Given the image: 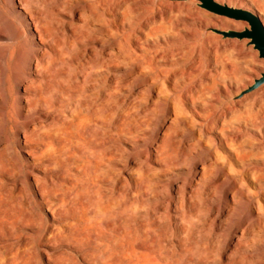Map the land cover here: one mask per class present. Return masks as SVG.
Instances as JSON below:
<instances>
[{"label": "rangeland", "instance_id": "1", "mask_svg": "<svg viewBox=\"0 0 264 264\" xmlns=\"http://www.w3.org/2000/svg\"><path fill=\"white\" fill-rule=\"evenodd\" d=\"M164 2L0 0V264H264V85L240 96L264 59L210 30L245 21ZM15 6L49 34L36 61Z\"/></svg>", "mask_w": 264, "mask_h": 264}, {"label": "bare ground", "instance_id": "2", "mask_svg": "<svg viewBox=\"0 0 264 264\" xmlns=\"http://www.w3.org/2000/svg\"><path fill=\"white\" fill-rule=\"evenodd\" d=\"M94 1H95V0H94ZM102 1H103V0H102ZM113 1H114V0H113ZM120 1H123V0H120ZM127 1H128V0H127ZM159 1H160V0H157V4H158ZM161 1H162V0H161ZM188 1H189V0H188ZM191 1H192V0H191ZM193 1H194V0H193ZM216 1H218V0H216ZM230 1H231V0H230ZM20 2H21V0H20ZM105 2H106V1H105ZM165 2H166V0H165ZM165 2H164V3H165ZM176 2H177V1H176ZM218 2L220 3V1H218ZM234 2H235V1H234ZM234 2H233V3H234ZM236 2H237V1H236ZM236 2H235V4H236ZM249 2H250V4H251V7H250L249 9H247V10H250L251 12H253L254 14H256V15L260 18V20H261V22H262V24H263V26H264V0H249ZM25 3H26V2H25ZM102 3H103V2H102ZM107 3H110V2L107 1ZM111 3H112V2H111ZM113 3H115V2H113ZM116 3H117V2H116ZM129 3H130V2H129ZM161 3L163 4V2H161ZM161 3H160V4H161ZM170 3H172V2H170ZM177 3H178V2H177ZM177 3H176L175 5H177ZM183 3H184V2H183ZM186 3H187V2H186ZM230 3H232V2H230ZM230 3H229V4H230ZM34 4H35V3H34ZM99 4H100V2H99ZM193 4H194V3H193ZM221 4H223V3L221 2ZM114 5H115V4H114ZM114 5H113V6H114ZM165 5H166V4H165ZM172 5H174V4H172ZM175 5H174L173 7H175ZM181 5H182V4H181ZM189 5H191V4H189ZM189 5H188V6H189ZM240 5H241V4H240ZM25 6H26V5H25ZM31 6H33V5H31ZM97 6H98V5H97ZM100 6H101V5H100ZM103 6H104V4H103ZM103 6H102V7H103ZM113 6L111 7L112 10L115 8V7L113 8ZM126 6H127V5H126ZM126 6H124V7H126ZM161 6H162V5H161ZM177 6H178V5H177ZM228 6H229V5H228ZM124 7H123V9H124ZM130 7H131V6H130ZM130 7L127 6L128 9H129ZM158 7H159V6H158ZM167 7H168V6H167ZM170 7H171V6H170ZM233 7H234V6H233ZM29 8H30V7H29ZM31 8H32V7H31ZM95 8H98V7H95ZM111 8H110V9H111ZM127 8H126V10H127ZM160 8H161V7H160ZM162 8H163V7H162ZM171 8H172V7H171ZM176 8H177V7H176ZM178 8H179V6H178ZM241 8H242V7H241ZM251 8H253L255 11H254L253 9H251ZM36 9H37V8H36ZM100 9H101V7H100ZM104 9H105V8H103V10H104ZM165 9H166V8H165ZM180 9L182 10V8H180ZM185 9H187V7H185ZM199 9H200V8H199ZM15 10H16V12H17V13L23 18V21H25V23L27 24V28H28L29 33H30V35H31V37H32V39H33V41H34V44H35L36 55L33 57V59H34V61H36V56H37V54L42 58V57L44 56V50H45V47H44V39H43L45 36L42 35V34H45V33H43V32L41 33V32L38 30V29H39V28H38V23L41 22V21H39V20H38V22L35 21L30 15H28V14L23 10V8H22L21 6H19V7L15 6ZM98 10H99V9H98ZM134 10H135V9H134ZM137 10H138V9H137ZM141 10H142V8H141ZM163 10H164V9H163ZM170 10H172V9H170ZM202 10H203V9H201L200 11L202 12ZM29 11H30V10H29ZM34 11H35V10H34ZM100 11H102V10H100ZM105 11L107 12V10H105ZM124 11H125V9H124ZM124 11H123V12H124ZM128 11H129V10H128ZM151 11H152V10H151ZM156 11H157V9H156ZM159 11H160V10H159ZM193 11H195V10H193ZM126 12H127V11H126ZM177 12H178V11H177ZM207 12H208V11H207ZM207 12H206V13H207ZM35 13H36V12H35ZM35 13H34V14H35ZM114 13H115V12H114ZM120 13H121V12H120ZM159 13H161V11H160ZM162 13H163V11H162ZM172 13H174V12H172ZM175 13H176V12H175ZM195 13H196V12H195ZM197 13H198V11H197ZM202 13H204V12H202ZM43 14H45V13L43 12ZM108 14H110L109 11H108ZM169 14H170V12H169ZM178 14H179V12H178ZM193 14H194V12H193ZM196 15H197V14H196ZM207 15H208V14H207ZM207 15H206V16H207ZM36 16H37V15H36ZM155 16H156V15H155ZM161 16H162V15H161ZM161 16H159V17H161ZM170 16H171V15H170ZM173 16L176 18V15H172V18H174ZM186 16H187V14H186ZM191 16H194V15H192V13H191ZM201 16H202V15H201ZM203 16H205V15H203ZM203 16H202V17H203ZM219 16H220V15H219ZM219 16H218V17H219ZM41 17H42V16H41ZM108 17H110V16H108ZM167 17H168V16H167ZM177 17H178V16H177ZM215 17H216V16H215ZM218 17H216V18H218ZM46 18H47V16H46ZM112 18H114V17H112ZM154 18H155V17H154ZM163 18H164V15H163ZM163 18H162V20H163ZM179 18H180V17H179ZM179 18H178V20H179ZM186 18H187V17H186ZM188 18L191 19L190 17H188ZM193 18H194V17H193ZM197 18H199V16H198ZM221 18H222V17H221ZM35 19H38V18H35ZM123 19H124V14H123ZM150 19L152 20L153 18L151 17ZM164 19H165V18H164ZM167 19H168V18H167ZM204 19H205V18H203V20H204ZM218 19H219V18H218ZM226 19H227V18H226ZM229 19H231V18H229ZM41 20H42V19H41ZM107 20H108V19H107ZM159 20H160V18H159ZM192 20H193V19H192ZM192 20H191V21H192ZM196 20H197V19H196ZM196 20H195V21H196ZM208 20H209V19H208ZM231 20H232V19H231ZM113 21H114V20H113ZM163 21H164V20H163ZM199 21H200V20H199ZM218 21H219V20H218ZM236 21H237V20H236ZM47 22H49V21H47ZM47 22H46V23H47ZM95 22H96V21H95ZM109 22H110V21H109ZM109 22H108V23H109ZM147 22H148V24H149V21H147ZM154 22H155V21H154ZM154 22H153V23H154ZM156 22H157V21H156ZM166 22H167V21H166ZM169 22L171 23L170 18H169ZM169 22H168V25H169ZM175 22H177V20H176ZM181 22H182V21H181ZM183 22H184V21H183ZM204 22H205V21H204ZM213 22H214V21H213ZM224 22H225V21H224ZM234 22H235V21H234ZM237 22H238V21H237ZM242 22H243V21H242ZM97 23H99V22H97ZM162 23L165 25L164 22H162ZM190 23H191V22H190ZM211 23H212V22H211ZM214 23H215V22H214ZM47 24H49V23H47ZM145 24H147V23L145 22ZM155 24H157V23H155ZM155 24H154V25H155ZM176 24H177V23H176ZM191 24H192V23H191ZM199 24H200V23H199ZM208 24H209V23H208ZM221 24H222V23H221ZM242 24L244 25V22L241 23V25H242ZM154 25H153V26H154ZM164 25H163V26H164ZM171 25H173V24H171ZM180 25H181V24H180ZM212 25H213V24H212ZM214 25H215V24H214ZM214 25H213V26H214ZM233 25H234V27H239V26H238V25H239V22H238V24H235V23H234ZM41 26H42V25H41ZM41 26H40V27H41ZM139 26H140V25H139ZM165 26H166V25H165ZM165 26H164V27H165ZM205 26L207 27V25H205ZM216 26H217V24L215 25V28H216ZM226 26H227V24H222L220 27H219V25H218L217 28L223 30V28H225ZM229 26H230V25H229ZM44 27H45V26H44ZM49 27H50V26H49ZM109 27H110V26H109ZM140 27H141V26H140ZM144 27H145V26H144ZM155 27H157V26H155ZM155 27H153V28H155ZM161 27H162V25H161ZM169 27H170V26H169ZM183 27H184V26H183ZM185 27H186V25H185ZM185 27H184V29H185L187 32L184 31V33H185V32L188 33L189 31H188L187 29L189 28V26H187V29H186ZM41 28H42V27H41ZM45 28H46V27H45ZM162 28H163V27H162ZM171 28H172V27H171ZM173 28H175L174 25H173ZM181 28H182V25H181ZM213 28H214V27H213ZM47 29H48V27H47ZM47 29H46V31H47ZM110 29H112V26H111ZM145 29H146V28H145ZM149 29H150V28H149ZM149 29H148V30H149ZM158 29H159V28H158ZM179 29H180V28H179ZM182 29H183V28H182ZM190 29H191V28H190ZM195 29L197 30V28H195ZM229 29H230V28H229ZM14 30H16V29H14ZM113 30H114V29H113ZM113 30H112V31H113ZM141 30H142V29H141ZM143 30H144V29H143ZM156 30H157V28H156ZM168 30H169V29H168ZM193 30H194V29H193ZM193 30H190V31L192 32ZM205 30H206V29H205ZM208 30H209V29H208ZM42 31H43V30H42ZM46 31H45V32H46ZM50 31H51V30H50ZM50 31H49V32H50ZM144 31H146V30H144ZM153 31H154V29H153V30H150L151 33H152ZM157 31H158V30H157ZM163 31H164V30H163ZM175 31H176V30H175ZM73 32H74V31H73ZM137 32H138V31H137ZM146 32H149V31H146ZM154 32H155V31H154ZM165 32H166V30H165ZM165 32H164V34H165ZM207 32H209V31H206L205 33H207ZM46 33H47V32H46ZM50 33H51V32H50ZM151 33H150V35H151ZM155 33H156V32H155ZM155 33H152V34L155 35ZM159 33H160V32H159ZM159 33H156V35L159 34ZM166 33H167V32H166ZM169 33H170V31H169ZM189 33H190V32H189ZM193 33H194V35H195V32H194V31H193ZM193 33H192V34H193ZM198 33H199V32H198ZM210 33H211V32H210ZM142 34H143V33H142ZM148 34H149V33H148ZM174 34H175V33H173V35H172V33H171L170 35H172L173 38H174V36H175ZM178 34H179V32H178ZM190 34H191V33H190ZM200 34H201V33H200ZM0 35H1V34H0ZM19 35H20V34H19ZM24 35H25V34H24ZM45 35L48 36L49 34H45ZM74 35H75V34H74ZM110 35H111V33L109 34V36H110ZM112 35H113V33H112ZM139 35H140V34H139ZM197 35L199 36V34H197ZM211 35H212V34H211ZM20 36H21V35H20ZM43 36H44V37H43ZM137 36H138V35H137ZM151 36H152V35H151ZM161 36H162V35H161ZM168 36H169V34H168ZM172 36H171V37H172ZM179 36L181 37V35H178L177 37H179ZM189 36H190V35H189ZM192 36H193V35H192ZM195 36H196V35H195ZM198 36H196V37H198ZM139 37H140V36H139ZM144 37L147 38V36H144ZM154 37H155V36H154ZM156 37H157V36H156ZM187 37H188V36H187ZM181 38H182V37H181ZM188 38H189V37H188ZM188 38H187V39H188ZM192 38H193V37H192ZM199 38H200V37H199ZM199 38H198V39H199ZM51 39H53V38H51ZM56 39H57V38H56ZM150 39H151V38H150ZM176 39H177V38H176ZM15 40H16V38H15ZM177 40H180V39H177ZM181 40H182V39H181ZM222 40H223V39H222ZM226 40H227V39H226ZM50 41H52V40H50ZM50 41H49V43H50ZM137 41H138V40H137ZM164 41H165V40H164ZM172 41H173V39H172ZM187 41H189V40H187ZM187 41H186V42H187ZM191 41H192V39H191ZM207 41H208V40H207ZM228 41H229V40H228ZM232 41H233V40H232ZM245 41H246V40H245ZM245 41H243V42L245 43ZM46 42H47V41H46ZM46 42H45V43H46ZM57 42H58V41H57ZM144 42H145V41H144ZM189 42H190V41H189ZM230 42H231V41H229V42H227V43L230 44ZM233 42H235V40H234ZM49 43H48V44H49ZM145 43H146V42H145ZM180 43H181V42H180ZM182 43H183V42H182ZM190 43H191V42H190ZM222 43H223V42H222ZM222 43H221V44H222ZM241 43H242V41H241ZM167 44H168V43H167ZM193 44H194V42H193ZM217 44H218V43H217ZM224 44H225V43H224ZM224 44H222V45H224ZM51 45H52V44H50V46H51ZM171 45L174 46V45H176V43H175L174 45H173V44H171ZM171 45H169V47H170ZM182 45H184V44H182ZM185 45H187V44H185ZM195 45H196V44H195ZM207 45H208V43H207ZM231 45H233V44H231ZM242 45H243V44H242ZM46 46H47V44H46ZM172 46H171V47H172ZM188 46H189V45H188ZM209 46H210V45H209ZM215 46H216V45H215ZM224 46H226V44H225ZM228 46H229V45H228ZM47 47H48V46H47ZM51 47H52V46H51ZM53 47H54V46H53ZM53 47H52V48H53ZM175 47H176V46H175ZM179 47H180V46H179ZM179 47H178V48H179ZM235 47H236V45L234 44V47H232V48L234 49ZM246 47H247V46H246ZM246 47H245V48H246ZM248 47H249V46H248ZM55 48H56V47H55ZM178 48H174V49L178 50ZM183 48H184V46H183ZM225 48H226V47H225ZM240 48H241V49H240ZM245 48H244V49H245ZM251 48H252V47H251ZM163 49H164V48H163ZM189 49H190V47H189ZM189 49L187 50V52L189 51ZM237 49H238V50L240 49V51L243 50V52H245L248 48H247L245 51H244V49H243V46H242V47H238ZM56 50H57V49H56ZM110 50H111V49H110ZM165 50H166V49H165ZM168 50L170 51V49H168ZM168 50H167L166 52H168ZM181 50H182V49H181ZM250 50H251V49H250ZM250 50H248V51H250ZM14 51H15V50H14ZM17 51H18V50H17ZM60 51H61V50H60ZM150 51H151V50H150ZM172 51H173V50H172ZM235 51H237V50H235ZM251 51H252V50H251ZM253 51H255V50H253ZM253 51H252V53H253ZM4 52H5V51H4ZM155 52H157V51H155ZM160 52H161V50H160ZM163 52H164V51H163ZM179 52H180V49H179ZM179 52H178V53H179ZM182 52H183V51H182ZM182 52H181V53H182ZM187 52H186V54H187ZM216 52H217V50H216ZM226 52H227V51H226ZM232 52H233V51H232ZM53 53H54V52H53ZM169 53H171V51H170ZM176 53H177V52H176ZM178 53H177V54H178ZM223 53H224V51H223ZM229 53H230V51H229ZM229 53H228V55H229ZM234 53H235V52H234ZM252 53H250V56H251ZM45 54H46V53H45ZM59 54H60V53H59ZM111 54H112V53H111ZM158 54H159V53H158ZM162 54H163V53H162ZM172 54H173V55H172ZM182 54H184V53H182ZM188 54H189V53H188ZM193 54H194V53H193ZM198 54H199V51H198ZM244 54H245V53H244ZM13 55H14V54H13ZM21 55H22V54H21ZM48 55H49V54H48ZM48 55L46 54V56H48ZM109 55H110V54H109ZM149 55H150V54H149ZM164 55H165V54H164ZM164 55H162V57H163ZM168 55H169V54H168ZM180 55H181V54H180ZM230 55H231V54H230ZM241 55H242V52H241ZM254 55H255V54H253V57H252V58H254V60H257V59H255ZM53 56H54V55H53ZM110 56H111V55H110ZM153 56H155V55H153ZM160 56H161V53H160ZM171 56H174V53H173V52L171 53ZM219 56H220V55H219ZM233 56H234V55H233ZM243 56H244V55H243ZM48 57H49V56H48ZM150 57H151V56H150ZM162 57H160V58H162ZM226 57H227V54H226ZM236 57H237V56H236ZM236 57H235V59H236ZM49 58H50V57H49ZM58 58H59V56H58ZM166 58H167V57H166ZM166 58H165V59H166ZM189 58H190V56H189ZM197 58L199 59L198 55H197ZM217 58H218V57H217ZM220 58H221V57H219V59H220ZM15 59H16V57H15ZM33 59L30 60L29 68H30L31 70H34V71H35L36 68H35V64L33 63ZM150 59H151V58H150ZM163 59H164V57H163ZM165 59H164V60H165ZM190 59H191V58H190ZM224 59H225V58H224ZM243 59H244V58H243ZM52 60H53V58H52ZM91 60H92V59H91ZM107 60H108V59H107ZM111 60H112V59H111ZM111 60H109V61H111ZM168 60H169V59H168ZM171 60H172V59H171ZM184 60H185V59H184ZM192 60H194V59H192ZM259 60H260V59H259ZM259 60H258V63H259ZM261 60H263V59H261ZM92 61H93V60H92ZM112 61H113V60H112ZM165 61H166V60H165ZM218 61H219V60L217 59V62H218ZM244 61H245V60H244ZM90 62H91V61H90ZM103 62H104V61H103ZM148 62H149V60H148ZM178 62H179V61H178ZM187 62H188V61H187ZM191 62H193V61H191ZM254 62H256V61H254ZM111 63H113V62H110V64H111ZM149 63H150V62H149ZM198 63H199V62H198ZM202 63H203V62H202ZM241 63H242V62H241ZM256 63H257V62H256ZM256 63H254V64H255V65H259V64H256ZM104 64H105V63H104ZM173 64H175V63L173 62ZM177 64H178V63H177ZM204 64H205V63H204ZM215 64H216V63H215ZM215 64H214V65H215ZM262 64H264V63H262ZM40 65H42V63H41ZM49 65H50V64H49ZM89 65H90V64H89ZM113 65H114V64H113ZM148 65H150V64H148ZM188 65H190V64H188ZM102 66H103V65H102ZM194 66H195V65H193V67H194ZM230 66H231V65H230ZM262 66H263V65H262ZM55 67H56V66H55ZM104 67H105V66H104ZM260 67H261V66H260ZM47 68H48V67H47ZM90 68H91V67H90ZM180 68H181V67H180ZM180 68H179V70H180ZM185 68H187V65H186ZM152 69H153V68H152ZM182 69H183V67L181 68V70H182ZM191 69H192V68H191ZM237 69H238V68H237ZM237 69H236V70H237ZM184 70H185V69H183V71H184ZM194 70H195V69H193V71H194ZM197 70H198V69H197ZM213 70H214V69H213ZM232 70H233V69H232ZM94 71H95V70H94ZM98 71H99V70H98ZM188 71H189V70H188ZM203 71H204V70H203ZM226 71H228V70H226ZM237 71H238V70H237ZM254 71H255V70H254ZM54 72H55V71H54ZM54 72H53V73H54ZM58 72H59V71H58ZM190 72H192V71H190ZM208 72H209V71H208ZM241 72H242V71H241ZM243 72H244V71H243ZM245 72H246V71H245ZM255 72H256V71H255ZM48 73H50V72L48 71ZM48 73H47V74H48ZM55 73H56V72H55ZM187 73H188V72H187ZM192 73H193V72H192ZM192 73H191V74H192ZM195 73H197V72H195ZM228 73H230V72H228ZM246 73H248V72H246ZM253 73H254V72H253ZM204 74H205V73H204ZM241 74H242V73H241ZM251 74H252V73H251ZM43 75H44V74H43ZM43 75H42V76H43ZM237 75H238V74H237ZM253 75H254V74H253ZM40 76H41V75H40ZM42 76H41V77H42ZM180 77H181V76H180ZM193 77H195V75H194ZM236 77L238 78V76H236ZM47 78H48V77H46V80H47ZM195 78H196V77H195ZM202 78H203V77H202ZM218 78H219V77H218ZM246 78H248L247 81L250 80L249 76H247ZM43 79L45 80V78H43ZM43 79H42V80H43ZM104 79H105V78H104ZM198 79H199V78H198ZM213 79H214V78H213ZM219 79H221V78H219ZM233 79H234V78H233ZM46 80H45V81H46ZM193 80H196V79L192 78L191 81H193ZM211 80H212V79H211ZM216 80H217V79H216ZM234 80H235V79H234ZM237 80H238V79H237ZM50 81H51V80H50ZM95 81H96V80H95ZM200 81H201V80L199 79L197 83H200ZM212 81H213V80H212ZM242 81H243V80H242ZM250 81H251V80H250ZM252 81H253V80H252ZM97 82H98V81H97ZM97 82H96V83H97ZM218 82H219V81H218ZM190 83H191V82H190ZM202 83H203V80H202ZM202 83H201V84H202ZM224 83H225V82H224ZM245 83H246V82H245ZM38 84H39V83H38ZM45 84H46V83H45ZM77 84H78V83H77ZM109 84H110V83H109ZM240 84H241V83H240ZM240 84H239V85H240ZM58 85H59V84H58ZM105 85H106V84H105ZM65 86H66V85H65ZM220 86H221V85H220ZM236 86H238V85L236 84ZM46 87H47V86H46ZM51 87H52V86H51ZM66 87H68V86H66ZM71 87H72V86H71ZM91 87H92V86H91ZM114 87H115V85H114ZM114 87H113V88H114ZM225 87H226V86H225ZM107 88H108V87H107ZM111 88H112V87H111ZM189 88H190V87H189ZM42 89H43V88H42ZM71 89H72V88H71ZM76 89H79V88H76ZM200 89H201V88H200ZM226 89H227V88H226ZM243 89H244V87H243ZM257 89H259V88H257ZM73 90H74V89H73ZM234 90H235V89H234ZM234 90H233V91H234ZM255 90H256V89H255ZM205 91H207V90H205ZM240 91H241V90H240ZM23 92H24V91H23ZM36 92H37V91H36ZM42 92H43V91H41V93H42ZM75 92H76V91H75ZM162 92H163V91H162ZM174 92H175V91H174ZM217 92H218V91H217ZM235 92H236V90H235ZM238 92H239V90H238ZM253 92H254V90H253ZM262 92H264V91H262ZM39 93H40V92H39ZM154 93H155V92H154ZM157 93H158V92H157ZM168 93H169V92H168ZM170 93H171V92H170ZM177 93H181V92H177ZM177 93H176V94H177ZM189 93H190V92H189ZM196 93H197V92H196ZM202 93H203V92H202ZM202 93H201V94H202ZM212 93H214V92L212 91ZM218 93H219V92H218ZM236 93H237V92H236ZM236 93H235V94H236ZM249 93H250V92H249ZM249 93H248V94H249ZM36 94H37V93H36ZM36 94H35V95H36ZM150 94H151V93H150ZM162 94H163V93H162ZM162 94H160V96H161ZM173 94H175V93H173ZM229 94H230V93H229ZM233 94H234V93H233ZM237 94H238V93H237ZM246 94H247V93H246ZM251 94H252V93H251ZM251 94H249V95H251ZM253 94H254V93H253ZM30 95H31V94H30ZM70 95H71V94H70ZM76 95H78V94H76ZM107 95H108V94H107ZM107 95H106V96H107ZM110 95H111V94H110ZM157 95H158V94H157ZM170 95H172V93H171ZM177 95H179V94H177ZM190 95H191V94H190ZM198 95H199V93H198ZM198 95H197L196 97H198ZM211 95H212V94H211ZM214 95H215V94H214ZM216 95H217V94H216ZM216 95H215V96H216ZM227 95H228V94H227ZM254 95H255V94H254ZM262 95H264V94L262 93ZM71 96H73V95H71ZM71 96H70V97H71ZM108 96H109V95H108ZM179 96H180V95H179ZM218 96H219V94H218ZM233 96H234V95H233ZM259 96H260V95H259ZM78 97H79V96H78ZM109 97H110V96H109ZM111 97H112V96H111ZM161 97H162V96H161ZM167 97H169V95H167ZM201 97H203V96H201ZM216 97H217V96H216ZM241 97H242V96H241ZM241 97H240V98H241ZM249 97H250V96H249ZM257 97H258V96H257ZM260 97H261V96H260ZM260 97H259V98H260ZM263 97H264V96H263ZM162 98H163V97H162ZM199 98H200V97H199ZM230 98H231V97H230ZM70 99L73 100V98H70ZM70 99H69V100H70ZM200 99H201V98H200ZM204 99H206V98H204ZM213 99H214V98H213ZM218 99H220V98H218ZM224 99H225V98H224ZM237 99H238V98H237ZM237 99H235V100H237ZM241 99H243V97H242ZM75 100H76V99H75ZM78 100H79V98H78ZM104 100H106V99H104ZM110 100H111V99H110ZM195 100L197 101V100H199V99H195ZM206 100H208V99H206ZM221 100H223V99L221 98ZM247 100H248V99H247ZM38 101H39V100H38ZM199 101H200V100H199ZM203 101H204V100H203ZM224 101H225V100H224ZM238 101H239V100H238ZM244 101H245V100H244ZM254 101H255V100H254ZM254 101H253V102H254ZM21 102H22V101H21ZM71 102H72V101H71ZM77 102H78V101H77ZM217 102H218V101H217ZM217 102H216V103H217ZM239 102H240V101H239ZM38 103H39V102H38ZM84 103H85V102H84ZM191 103H192V101H191ZM205 103H207V102H205ZM210 103H211V102H210ZM212 103H213V102H212ZM236 103H237V102H236ZM39 104H40V103H39ZM44 104H45V102H44ZM98 104H99V103H98ZM102 104H104V103H102ZM196 104H197V103H196ZM68 105H69V104H68ZM190 105H191V104H190ZM230 105H231V104H230ZM230 105H229V107H230ZM96 106H97V105H96ZM99 106H101V105H99ZM99 106H98V107H99ZM195 106H196V105H195ZM37 107H38V106H37ZM48 107H49V106H48ZM78 107H79V106H78ZM98 107H97V109H98ZM101 107H102V106H101ZM101 107H99V108L101 109ZM217 107H218V106H217ZM245 107H248V106H245ZM74 108H75V105H74ZM202 108H203V107H202ZM215 108H216V107H215ZM215 108H214V109H215ZM220 108H222V107H220ZM232 108H235V107H232ZM24 109H25V108H24ZM72 109H73V108H72ZM97 109H96V110H97ZM175 109H176V108H175ZM218 109H219V108H218ZM216 110H217V108H216ZM233 110H234V109H233ZM98 111H99V110H98ZM98 111H96V114H97ZM204 111H205V110H204ZM217 111H218V110H217ZM220 111H221V110H220ZM48 112H49V111H48ZM48 112H47V113H48ZM63 112H64V111H63ZM89 112H90V111H89ZM174 112H175V110H174ZM207 112H210V111H207ZM218 112H219V111H218ZM228 112H229V111H228ZM29 113H30V112H29ZM49 113H50V112H49ZM77 113H78V112H77ZM33 114H34V112H33ZM42 114H43V113H42ZM64 114H65V113H64ZM74 114H75V113H74ZM99 114H100V113H98V115H99ZM200 114H201V113H200ZM210 114H211V113H210ZM46 115H47V114H46ZM49 115H50V114H49ZM49 115H47V116H49ZM89 115H90V114H89ZM127 115H128V114H127ZM214 115H215V113H214ZM214 115H213V113H212V116H214ZM217 115H218V114H217ZM37 116H38V115H37ZM75 116H77V115L75 114ZM80 116H81V113H80ZM95 116H96V115H95ZM205 116H206V115H204V117H205ZM210 116H211V115H210ZM212 116H211V117H212ZM232 116H233V115H232ZM38 117H39V116H38ZM58 117H59V116H58ZM69 117H70V116H69ZM77 117H78V116H77ZM82 117H83V116H82ZM104 117H105V116H104ZM127 117L129 118V116H127ZM240 117H241V116H240ZM245 117H246V116H245ZM41 118H42V117H41ZM63 118H64V116H63ZM78 118H79V117H78ZM89 118H90V117H88L87 119H89ZM202 118H203V117H202ZM224 118H225V117H224ZM238 118H239V117H238ZM68 119H69V118H68ZM74 119H75V118H74ZM82 119H83V118H82ZM95 119H96V118H95ZM124 119H125V118H124ZM126 119H127V118H126ZM75 120H76V119H75ZM80 120H81V119H80ZM91 120H92V118H91ZM122 120H123V119H122ZM212 120H213V118H212ZM212 120H211V121H212ZM252 120H254V119H252ZM48 121H49V120H48ZM120 121H121V120H120ZM231 121H232V120H231ZM250 121H251V119H250ZM87 122H88V121H87ZM96 122H98V121H96ZM122 122H123V121H122ZM235 122H236V121H235ZM242 122H243V121H242ZM242 122H241V123H242ZM36 123H37V122H36ZM90 123H91V122H90ZM101 123H102V121H101ZM226 123H227V122H226ZM228 123H229V122H228ZM228 123H227V124H228ZM236 123H237V122H236ZM250 123H251V122H250ZM127 124H128V123H127ZM211 124H212V122H211ZM244 124H245V121H244ZM36 125H37V124H36ZM65 125H66V124H65ZM83 125H84V124H83ZM96 125H99V124L96 123ZM224 125L226 126V124H224ZM228 125H229V124H228ZM34 126H35V125H34ZM37 126H38V125H37ZM53 126H54V125H53ZM72 126H73V125H72ZM88 126H90V125H88ZM100 126H101V125H99V128H100ZM212 126H213V124H212ZM222 126H223V124H222ZM229 126H230V125H229ZM26 127H27V126H26ZM29 127H31V126H29ZM54 127H55V126H54ZM73 127H74V126H73ZM78 127H79V126H78ZM118 127H119V126H118ZM90 128H91V127H90ZM94 128H95V127H94ZM101 128H102V127H101ZM236 128H237V127H236ZM42 129H43V128H42ZM47 129H48V128H47ZM75 129H76V128H75ZM78 129H79V128H78ZM78 129H77V130H78ZM92 129H93V128H92ZM120 129H121V128H120ZM134 129H135V128H134ZM211 129H212V128H211ZM225 129H226V128H225ZM239 129H240V128H239ZM239 129H238V130H239ZM25 130H27V129H25ZM65 130H66V129H65ZM68 130H69V128H68ZM83 130H84V129H83ZM86 130H87V129H86ZM89 130H90V129H89ZM97 130H98V129H97ZM231 130H232V129H231ZM29 131H30V130H29ZM36 131H37V130H36ZM98 131H99V130H98ZM125 131H126V130H125ZM33 132H34V131H33ZM57 132H58V131H57ZM65 132H66V131H65ZM65 132L63 131V133H65ZM76 132H77V131H75V133H76ZM78 132H80V131H78ZM232 132H233V130H232ZM239 132H240V131H239ZM239 132H238V134H239ZM96 133H98V132H96ZM102 133H103V132H102ZM113 133H114V132H113ZM235 134H236V133H235ZM248 134H249V133H248ZM45 135H47V134H45ZM58 135H60V134H58ZM219 135H220V133H219ZM260 135H261V133H260ZM55 136L57 137V135H55ZM75 136H76V135H75ZM78 136H79V135H78ZM220 136H221V135H220ZM225 136H227V135H225ZM232 136H233V135H232ZM237 136H238V135H237ZM30 137H31V136H30ZM32 137H33V136H32ZM234 137H235V136H234ZM38 138H39V137H38ZM63 138H64V137H63ZM255 138H256V137H255ZM61 139H62V138H61ZM74 139H75V138H74ZM90 139H91V138H90ZM106 139H107V138H106ZM110 139H111V138H110ZM256 139H257V138H256ZM34 140H35V139H34ZM258 140H259V139H258ZM26 141H27V140H26ZM54 141H55V140H54ZM69 141H70V140H69ZM96 141H97V140H96ZM96 141H95V142H96ZM97 142H98V141H97ZM45 143H46V142H45ZM47 143H48V142H47ZM93 143H94V142H93ZM263 143H264V142H263ZM24 144H25V143H24ZM98 144H99V143H98ZM245 144H246V143H245ZM64 145H65V144H63V146H64ZM29 146H30V145H29ZM32 146H34V145H32ZM46 146H47V145H45V149H46ZM80 146H81V145H80ZM152 148H153V147H152ZM247 148H248V147H247ZM238 149H240V148H238ZM249 149H250V148H249ZM42 150H43V149H42ZM66 150H67V149H66ZM68 150H69V149H68ZM70 151H71V150H70ZM87 152H88V151H87ZM87 152H86V153H87ZM71 153H72V152H71ZM84 153H85V152H84ZM118 153H119V152H118ZM128 153H129V152H128ZM32 154H33V153H32ZM73 154H74V153H73ZM35 155H36V154H35ZM35 155H33V157H34ZM37 155L39 156V154H37ZM37 155H36V156H37ZM85 155H86V154H85ZM27 156H28V155H27ZM36 156H35V157H36ZM91 156H92V154H91ZM79 157H80V156H79ZM251 158H252V157H251ZM57 159H58V158H57ZM55 160H56V159H55ZM212 160H213V159H212ZM105 161H106V160H105ZM107 161H108V160H107ZM213 161H214V160H213ZM213 161H212V162H213ZM248 161H250V160H248ZM251 161H252V160H251ZM82 162H83V161H82ZM224 162H225V161H224ZM252 162H253V161H252ZM42 163H43V162H42ZM50 163H51V162H50ZM216 163H217V162H216ZM216 163H215V165L218 166V164H216ZM254 163H255V162H254ZM1 164H2V163H1ZM81 164H82V163H81ZM89 164H90V163H89ZM212 164H213V163H212ZM249 164H250V163H249ZM46 165H47V163H46ZM71 165H72V164H71ZM209 165H210V164H209ZM238 165H239V164H238ZM253 165H254V164H253ZM16 166H17V165H16ZM38 166H39V165H38ZM38 166H37V167H38ZM66 166H67V165H66ZM211 166H212V165H211ZM217 166H214V167H217ZM219 166H220V165H219ZM242 166H243V165H242ZM214 167H213V168H214ZM239 167H240V166H239ZM243 167H244V166H243ZM247 167H248V166H247ZM13 168H14V167H13ZM34 168H36V167H34ZM38 169H39V168H38ZM78 169H79V168H78ZM78 169H77V170H78ZM254 169H255V168H254ZM67 170L69 171L68 168H67ZM70 170H71V169H70ZM214 170H215V168H214ZM217 170H218V169H217ZM2 171H3V170H2ZM7 172H10V171L7 170ZM70 172H71V171H70ZM82 172H83V171H82ZM216 172H217V171H216ZM4 173H5V172H4ZM5 174H6V173H5ZM5 174H4V175H5ZM44 174H45V173H44ZM67 174H68V173H67ZM65 176H66V175H65ZM86 176H87V175H86ZM91 176H92V175H91ZM95 176H96V175H95ZM226 176H227V175H226ZM226 176H224V178H225ZM51 177H52V176H51ZM227 177H228V176H227ZM231 177H232V176H231ZM32 178H33V177H32ZM96 178H97V176H96ZM96 178H95V179H96ZM229 178H230V176H229ZM76 179H77V177H76ZM81 179H82V178H81ZM84 179H85V178H84ZM95 179H94V180H95ZM225 179H227V178H225ZM54 180H55V179H54ZM6 181H7V180H6ZM46 181H47V180H46ZM103 181H104V180H103ZM253 181H254V180H253ZM260 181H261V180H260ZM76 182H77V181H76ZM76 182H75V183H76ZM91 182H92V181H91ZM57 183H58V182H57ZM252 183H253V182H252ZM262 183H263V182H262ZM87 184H88V183H87ZM91 184H92V183H91ZM91 184H90V185H91ZM71 187H72V186H71ZM21 188H22V187H21ZM27 188H28V187H27ZM90 188H91V187H90ZM247 188H248V186H247ZM235 189H236V188H235ZM235 189H234L233 192L236 194L237 192L235 191ZM237 190H238V189H237ZM249 190H250V189H249ZM25 192H26V191H25ZM59 192H60V191H59ZM89 192H90V191H89ZM91 192H92V190H91ZM94 193H95V192H94ZM120 193H121V192H120ZM43 194H44V192H43ZM49 194H50V193H49ZM235 194H234V195H235ZM118 195H119V194H118ZM230 195H231V194H230ZM93 197H94V196H93ZM240 198H241V197H240ZM243 198H244V197H243ZM42 199H43V198H42ZM54 200H55V199H54ZM238 200H239V199H238ZM87 201H88V200H87ZM52 203H53V202H52ZM30 205H31V204H30ZM46 205H47V204H46ZM90 207H91V206H90ZM54 209H56V208L54 207ZM65 209H67V208H65ZM114 211H115V210H114ZM118 211H119V210H118ZM39 213H40V212H39ZM50 213H52V212L50 211ZM52 215H53V213H52ZM106 216H107V215H106ZM250 216H251V215H250ZM101 218H102V217H101ZM250 218H252V217H250ZM45 220H46V219H45ZM81 223H82V222H81ZM85 223H86V222H85ZM246 223H247V222H246ZM44 224H45V222H44ZM61 224H62V223H61ZM118 224H119V223H118ZM62 225H63V224H62ZM76 225H77V224H76ZM245 225H246V224H245ZM245 225H244V226H245ZM135 227H136V226H135ZM69 228H70V227H69ZM248 229H249V228H248ZM150 230H151V229H150ZM49 232H50V231H49ZM137 234H138V233H137ZM71 237H72V236H71ZM121 239H122V238H121ZM67 240H68V239H67ZM122 240H123V239H122ZM262 241H263V240H262ZM114 243H115V242H114ZM118 243H119V242H118ZM115 244H116V243H115ZM45 245H46V244H45ZM101 245H102V243H101ZM104 245H105V244H104ZM112 245H113V244H112ZM149 245H150V244H149ZM106 246H107V245H106ZM106 246H105V247H106ZM108 249H109V248H108ZM128 254H129V253H128ZM124 258H125V257H124ZM109 259H110V258H109ZM145 259H146V257H145ZM106 261H107V260H106ZM108 261H109V260H108Z\"/></svg>", "mask_w": 264, "mask_h": 264}, {"label": "water", "instance_id": "3", "mask_svg": "<svg viewBox=\"0 0 264 264\" xmlns=\"http://www.w3.org/2000/svg\"><path fill=\"white\" fill-rule=\"evenodd\" d=\"M196 1H198V5L201 8H204L209 12L234 20L245 21L248 24V27L239 31L232 29L221 30L218 28H210V30L224 38H236L239 40L247 39L248 44L252 45V47L257 50L259 58L264 59V26L256 14L250 10L228 6L215 0ZM261 85H264V72H261L260 76L255 78L253 83L240 93V96L255 90Z\"/></svg>", "mask_w": 264, "mask_h": 264}]
</instances>
